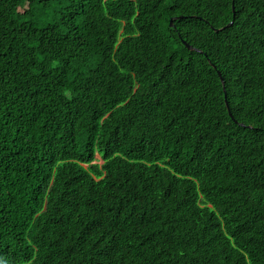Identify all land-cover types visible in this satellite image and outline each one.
<instances>
[{"label":"trees","instance_id":"obj_1","mask_svg":"<svg viewBox=\"0 0 264 264\" xmlns=\"http://www.w3.org/2000/svg\"><path fill=\"white\" fill-rule=\"evenodd\" d=\"M0 264H264V0H0Z\"/></svg>","mask_w":264,"mask_h":264},{"label":"rangeland","instance_id":"obj_2","mask_svg":"<svg viewBox=\"0 0 264 264\" xmlns=\"http://www.w3.org/2000/svg\"><path fill=\"white\" fill-rule=\"evenodd\" d=\"M97 158H98V162H99V163H102V162H103V161L100 159L99 156H97Z\"/></svg>","mask_w":264,"mask_h":264},{"label":"water","instance_id":"obj_3","mask_svg":"<svg viewBox=\"0 0 264 264\" xmlns=\"http://www.w3.org/2000/svg\"><path fill=\"white\" fill-rule=\"evenodd\" d=\"M188 47H190L189 45H187ZM228 104V103H227Z\"/></svg>","mask_w":264,"mask_h":264}]
</instances>
